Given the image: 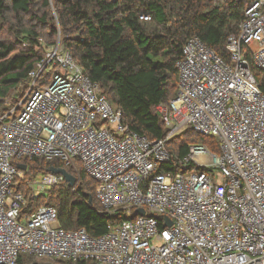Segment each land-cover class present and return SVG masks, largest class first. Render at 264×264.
Returning a JSON list of instances; mask_svg holds the SVG:
<instances>
[{"label":"built area","instance_id":"1","mask_svg":"<svg viewBox=\"0 0 264 264\" xmlns=\"http://www.w3.org/2000/svg\"><path fill=\"white\" fill-rule=\"evenodd\" d=\"M227 49L229 61L199 38L185 45L177 96L158 106L168 135L151 141L130 130L60 42L52 47L8 100L21 94L22 101L0 120V264L22 255L87 264H264V94L248 58L264 73V0L247 9ZM188 127L218 137L221 153L192 145L184 163L204 172L157 174L171 159L166 143ZM21 158L79 161L97 183L102 211L132 219L93 238L61 228L53 207L23 215L27 200L13 191L28 169L14 164ZM65 184L47 172L31 187L38 197Z\"/></svg>","mask_w":264,"mask_h":264},{"label":"trees","instance_id":"2","mask_svg":"<svg viewBox=\"0 0 264 264\" xmlns=\"http://www.w3.org/2000/svg\"><path fill=\"white\" fill-rule=\"evenodd\" d=\"M255 0H0V30L8 28L14 41L0 38V120L18 106L24 95L8 101L24 84L47 52L61 43L92 82L100 84L110 103L122 111L131 131L151 141L162 140L169 129L158 110L169 105L178 93L177 64L185 45L199 38L209 48L230 60L227 45L238 36L247 9ZM252 71L264 94V73L248 53ZM49 80L45 75L42 84ZM19 109L15 111L18 112ZM5 119V120H6ZM186 130V131H184ZM166 143L171 156L157 174L175 175L195 170L186 164L192 145H203L219 155L220 139L185 128ZM26 179L34 180L50 170L65 169L77 179L65 184L34 190L17 178L13 191L27 200L22 214L42 207L58 211V224L65 230H85L93 238L103 236L110 225L132 219L120 212L109 216L97 199V183L79 161L66 166L61 159L21 158ZM31 181V182H32ZM36 256L22 255L17 264H42ZM51 264H87L55 260Z\"/></svg>","mask_w":264,"mask_h":264},{"label":"rangeland","instance_id":"3","mask_svg":"<svg viewBox=\"0 0 264 264\" xmlns=\"http://www.w3.org/2000/svg\"><path fill=\"white\" fill-rule=\"evenodd\" d=\"M221 1H226V0H221ZM0 38L4 39V40H8V41H14L15 39L13 38L12 34H11V30H9L7 27L0 30ZM21 95V94H19ZM18 95V96H19ZM12 118V117H11ZM186 131V130H184ZM168 149V148H167ZM202 159V158H201ZM41 177V175H37V177H35V179L32 180H28L26 178V175H23V177L21 178V182L22 183H26V186L31 187L32 183H34L36 180H38ZM32 181V182H31ZM32 188V187H31ZM45 206L44 204L41 205L40 207ZM37 261L41 262L42 264H51V262L45 258H36Z\"/></svg>","mask_w":264,"mask_h":264},{"label":"water","instance_id":"4","mask_svg":"<svg viewBox=\"0 0 264 264\" xmlns=\"http://www.w3.org/2000/svg\"><path fill=\"white\" fill-rule=\"evenodd\" d=\"M26 166L25 165H19L18 166V169L19 170H23V171H25L26 170ZM51 172H53V173H55V174H61V175H63L64 177H65V179H66V182L68 183V185H69V187H71V188H73L75 185H76V183H77V179L73 176V175H71L67 170H65V169H55V168H53V169H51L50 170ZM141 215H144L145 214V211L144 210H139L138 211ZM168 225H171V222H168Z\"/></svg>","mask_w":264,"mask_h":264},{"label":"bare ground","instance_id":"5","mask_svg":"<svg viewBox=\"0 0 264 264\" xmlns=\"http://www.w3.org/2000/svg\"><path fill=\"white\" fill-rule=\"evenodd\" d=\"M201 158H202V159H201ZM201 158H200V160H204V159H206V157H201Z\"/></svg>","mask_w":264,"mask_h":264}]
</instances>
